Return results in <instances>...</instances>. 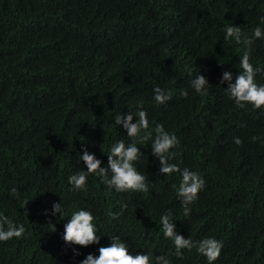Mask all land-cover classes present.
<instances>
[{
	"label": "trees",
	"instance_id": "16d2710c",
	"mask_svg": "<svg viewBox=\"0 0 264 264\" xmlns=\"http://www.w3.org/2000/svg\"><path fill=\"white\" fill-rule=\"evenodd\" d=\"M261 17L264 0H0V214L26 228L23 238L0 242V264H81L114 235L133 255L207 264L195 248L173 254L160 224L167 209L178 234L223 242L214 264H264V110L237 108L224 92L228 82L220 84L224 71L234 82L244 51L225 39L226 26L251 36L264 29ZM251 62L264 69V39L251 45ZM198 73L211 85L206 95L190 86ZM256 81L264 83V73ZM157 86L172 93L162 105L153 99ZM141 103L149 130L160 123L179 139L170 162L205 181L189 217L173 188L180 174L159 173L151 140L138 145L136 162L148 192H115L96 174L87 191L68 182L87 170L82 147L107 166L110 146L129 141L115 115ZM58 202L63 212L53 216ZM79 209L92 212L99 244L62 240Z\"/></svg>",
	"mask_w": 264,
	"mask_h": 264
},
{
	"label": "clouds",
	"instance_id": "9594fccd",
	"mask_svg": "<svg viewBox=\"0 0 264 264\" xmlns=\"http://www.w3.org/2000/svg\"><path fill=\"white\" fill-rule=\"evenodd\" d=\"M261 24H264V17H261ZM224 31L226 40L234 38L238 44L243 43L244 45V51L239 59L240 71L236 74L234 82L230 71L222 73L220 84L228 82L227 88L224 89L225 94L237 108L246 109V106L251 105L253 111L264 110V83H257L256 81L257 75L264 73V69L254 67L251 62V45L255 40L264 39V29L257 26L252 30L251 36L243 37L239 26L229 24ZM190 86L196 93L206 95L207 86L211 85L204 75L198 73L190 81ZM153 93V99L158 105H162L172 98L171 91H165L158 86L153 89ZM180 95L187 97L188 92L181 90ZM133 117H135V122H133ZM114 123L123 127L129 141L126 143L125 140L120 139L110 146L106 167H101L102 161L95 154L90 153L87 148L82 147L83 154L80 155L79 160L83 162L87 170L80 168L69 176V184L77 190L87 191L89 175L96 174L108 189L115 192H148V176L137 169L136 162L143 154L138 145L151 140V154L159 161V173L163 176L173 173L180 174V183L178 186L173 185V188H175L176 195L180 199L183 215L189 217L192 211L189 205L195 203L199 198L200 191L205 187V181L198 172L187 167L181 169L177 164L170 162L175 156L172 150L177 148L180 143L178 137L165 130L164 125L160 123L155 125L154 130H149L148 113L144 110L142 103L137 106L135 112L117 113L114 117ZM233 142L236 145L242 144L239 137H234ZM11 194L18 196L17 188L13 187ZM126 208L127 205L122 206V209ZM62 212L61 202L52 204L51 215L59 214L61 216ZM109 215L113 219L119 216L118 213L112 212ZM172 217V210L167 209L160 216V224L163 236L174 245L175 252L173 254L177 258H182V250L191 251L195 248L199 254L206 258L207 264H214L221 255L223 242L212 236H206L196 241L185 238L176 231ZM94 219L92 212L87 209L72 212L63 226L62 240L64 243L79 245L80 247L99 244L101 236L97 235ZM25 233L26 228L23 224L17 225L6 215L0 214V242H7L13 238H23ZM109 238L108 246H100L97 249L98 255L87 254L81 264H171L168 255L153 257L151 253L145 252L133 255L129 252L128 243L119 236L114 235ZM73 254L80 255L76 249H73Z\"/></svg>",
	"mask_w": 264,
	"mask_h": 264
}]
</instances>
